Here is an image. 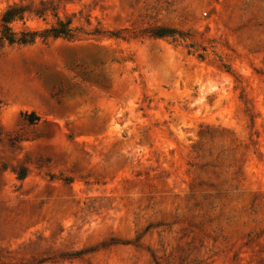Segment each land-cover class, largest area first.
Segmentation results:
<instances>
[{"label": "rangeland", "instance_id": "rangeland-1", "mask_svg": "<svg viewBox=\"0 0 264 264\" xmlns=\"http://www.w3.org/2000/svg\"><path fill=\"white\" fill-rule=\"evenodd\" d=\"M0 264H264V0H0Z\"/></svg>", "mask_w": 264, "mask_h": 264}, {"label": "trees", "instance_id": "trees-1", "mask_svg": "<svg viewBox=\"0 0 264 264\" xmlns=\"http://www.w3.org/2000/svg\"><path fill=\"white\" fill-rule=\"evenodd\" d=\"M24 10L22 8H11L9 9L3 16L2 18V23H3V38L7 39L10 43H14L15 37L14 34L11 33L10 29L8 28V24L19 14H21ZM68 24L67 25H61V29H53L50 32H47L49 34H52L53 37H59V36H69L70 30H68ZM161 31L163 32H157L156 36L158 37H172V35L175 34L174 30L171 29H162ZM36 34H24L23 37L18 40L19 43L21 44H27L31 43L34 39V36ZM37 120V118H34ZM30 122H33V120H29Z\"/></svg>", "mask_w": 264, "mask_h": 264}]
</instances>
